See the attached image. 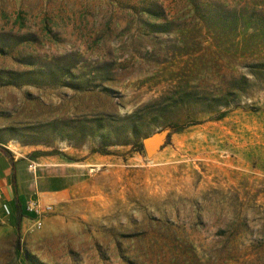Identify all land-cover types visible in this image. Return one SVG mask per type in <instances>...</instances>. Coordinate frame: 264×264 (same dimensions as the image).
I'll return each mask as SVG.
<instances>
[{
	"label": "rangeland",
	"instance_id": "374dc122",
	"mask_svg": "<svg viewBox=\"0 0 264 264\" xmlns=\"http://www.w3.org/2000/svg\"><path fill=\"white\" fill-rule=\"evenodd\" d=\"M0 143L73 178L0 264H264V0H0Z\"/></svg>",
	"mask_w": 264,
	"mask_h": 264
},
{
	"label": "crops",
	"instance_id": "0c3cea01",
	"mask_svg": "<svg viewBox=\"0 0 264 264\" xmlns=\"http://www.w3.org/2000/svg\"><path fill=\"white\" fill-rule=\"evenodd\" d=\"M8 152L0 143V215L4 218L11 219L13 213H17L18 216L22 210L28 215L26 210L33 198L45 204L56 202L58 196L56 188L73 180L70 174L53 175L51 169L47 168L51 167L49 165H56L52 162L42 163L33 175L29 169V162L11 156ZM5 202L10 207V215H6L3 210L2 204ZM27 215L22 217V225L31 220Z\"/></svg>",
	"mask_w": 264,
	"mask_h": 264
},
{
	"label": "built area",
	"instance_id": "2783aa9c",
	"mask_svg": "<svg viewBox=\"0 0 264 264\" xmlns=\"http://www.w3.org/2000/svg\"><path fill=\"white\" fill-rule=\"evenodd\" d=\"M37 166H38V163H36L35 161H31L29 164V169L31 171H35ZM0 197H1V194H0ZM2 206H3V210L5 214L10 215L11 210H10L8 203L5 202L2 204ZM28 209L31 212H34V215H35L34 216V226L38 228L42 227L43 225V217L46 214L52 213L54 211V207L52 204H46L42 206L33 200L29 202Z\"/></svg>",
	"mask_w": 264,
	"mask_h": 264
},
{
	"label": "water",
	"instance_id": "95a60500",
	"mask_svg": "<svg viewBox=\"0 0 264 264\" xmlns=\"http://www.w3.org/2000/svg\"><path fill=\"white\" fill-rule=\"evenodd\" d=\"M168 131L155 132L143 139V145L148 156L157 152L164 144Z\"/></svg>",
	"mask_w": 264,
	"mask_h": 264
},
{
	"label": "trees",
	"instance_id": "16d2710c",
	"mask_svg": "<svg viewBox=\"0 0 264 264\" xmlns=\"http://www.w3.org/2000/svg\"><path fill=\"white\" fill-rule=\"evenodd\" d=\"M26 211L29 213L28 215L22 210L21 212L18 213V216H17V228H18L19 235H21V231H22V217L26 215L32 217V215H34V212H31V211L29 212L28 209ZM20 241H21V238H19L18 240L19 244H20Z\"/></svg>",
	"mask_w": 264,
	"mask_h": 264
}]
</instances>
